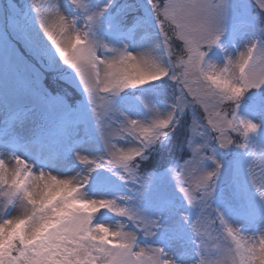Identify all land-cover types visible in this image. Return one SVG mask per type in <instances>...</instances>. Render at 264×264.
Returning <instances> with one entry per match:
<instances>
[{
  "label": "snow or ice",
  "instance_id": "obj_1",
  "mask_svg": "<svg viewBox=\"0 0 264 264\" xmlns=\"http://www.w3.org/2000/svg\"><path fill=\"white\" fill-rule=\"evenodd\" d=\"M2 78L0 264H264V0H12Z\"/></svg>",
  "mask_w": 264,
  "mask_h": 264
},
{
  "label": "rangeland",
  "instance_id": "obj_2",
  "mask_svg": "<svg viewBox=\"0 0 264 264\" xmlns=\"http://www.w3.org/2000/svg\"><path fill=\"white\" fill-rule=\"evenodd\" d=\"M27 2L29 4L33 3V0H27ZM48 2V0H35V3L37 4H42V3H46ZM59 3H61L64 7H67V0H58ZM12 3V0H0V7H4L8 4ZM19 5H21L23 7L25 0H20L19 2H16ZM81 24H83V21L81 22ZM7 33H8V39L9 41L15 46V48L26 58H28V52L24 46L23 41L19 40L17 37H15V35L11 32L10 29H6ZM141 36H143V33H139L137 35V39L140 40ZM247 44V40H244L241 42L240 45V50L243 51L244 50V45ZM147 49L145 47H140L136 49V53L138 52H143L146 51ZM236 55H238V53H236ZM30 58V57H29ZM175 59V57H173ZM217 64V71H219L222 67L223 64H221L219 62V60L216 61ZM233 73H237L238 69H233L232 70ZM49 73H45V77H47ZM103 74V73H102ZM45 83H46V79H45ZM62 85V86H61ZM59 85L60 88H66L67 91L69 92L70 95V99L71 100H76L78 98H80V90L79 89H75L73 87H69L66 84H61ZM195 86V85H194ZM9 87V81L7 78H2L0 79V88H7ZM98 103H102V101H98ZM192 112V110H191ZM204 113L202 111V109H197L196 110V116L198 119H203L204 118ZM95 134V133H93ZM232 139L237 141L238 143H243V138L242 136H240L237 133H231ZM127 144H121L120 146H124ZM3 150V149H0ZM99 154V153H97ZM29 163H31V160H29ZM15 166V161H12L11 163L8 164V169L9 171H12L13 168ZM37 171H39V169H37ZM51 171L50 169H45V172ZM53 175H58L57 172L53 171L52 172ZM69 175H75L74 172L69 173ZM63 178V177H61ZM3 198L0 197V210L3 209ZM20 207L19 205H17V209L16 211H14L12 213V215H19L20 214ZM97 222L98 223H104L109 229H111L112 231H116L118 230V223L119 218H114V219H105L103 217H97ZM126 227H125V231H131L133 230L131 228V226L128 225V221L124 220L122 221ZM219 233L217 231H208L205 234V243L209 249L210 252H213L217 247L221 248L222 250H224L227 254V258L229 259V261L231 262V259L233 256H235V259L238 261L239 260V255L236 254V245L234 243H232L231 238H229L227 241H224L222 239H219ZM259 238H260V234L258 233V231H247L245 233L242 234V238L240 239V243L242 245V248H248V247H252L255 246L257 248V253L259 255ZM231 245V251H228V246ZM209 259L215 260L217 259V256L214 255H210L208 257ZM188 264H192L191 260L188 262Z\"/></svg>",
  "mask_w": 264,
  "mask_h": 264
},
{
  "label": "trees",
  "instance_id": "obj_3",
  "mask_svg": "<svg viewBox=\"0 0 264 264\" xmlns=\"http://www.w3.org/2000/svg\"><path fill=\"white\" fill-rule=\"evenodd\" d=\"M19 1H20V0H16V2H19ZM45 79H46V83L51 82V73H49V74L47 75V77H45ZM56 84H57L58 87H60L59 85L64 84V83H63L62 81H57ZM61 86H62V85H61ZM191 116H192V112H191V109H189V110H188V117L186 118V120L190 119ZM175 143H176V140L174 139V140H173V146H175ZM174 151H175V156H176V158L179 159L181 153L179 152V150L175 149V147H174ZM156 159L158 160L159 157H157ZM154 162H155V161H154Z\"/></svg>",
  "mask_w": 264,
  "mask_h": 264
},
{
  "label": "bare ground",
  "instance_id": "obj_4",
  "mask_svg": "<svg viewBox=\"0 0 264 264\" xmlns=\"http://www.w3.org/2000/svg\"><path fill=\"white\" fill-rule=\"evenodd\" d=\"M136 54V53H134ZM130 145H124L123 147H129ZM260 234V232H258ZM261 235V234H260ZM256 264H259V259H257Z\"/></svg>",
  "mask_w": 264,
  "mask_h": 264
}]
</instances>
